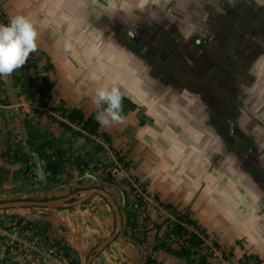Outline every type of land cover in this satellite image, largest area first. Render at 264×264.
<instances>
[{"label": "rangeland", "instance_id": "374dc122", "mask_svg": "<svg viewBox=\"0 0 264 264\" xmlns=\"http://www.w3.org/2000/svg\"><path fill=\"white\" fill-rule=\"evenodd\" d=\"M215 3L224 9L223 13L211 6ZM17 5L14 0H0V23L7 24L10 16L24 14ZM34 5L33 16L28 19L38 33L37 51L29 56L24 66L13 72L15 75L21 71L27 73L32 78L31 89L25 94H18V88L13 85V73L0 77L1 102L11 99L16 101L22 95L23 105L41 111L44 106L36 89L42 87L45 77L43 64L48 61L49 54L58 57L59 53H70L64 49L66 42H98V48L107 47L114 28L115 39L120 46L124 45L123 42L129 43L132 54L140 52L142 58L146 59L149 77L157 80L150 86L154 84V89L159 91L165 102H174L175 105L180 94L177 92L188 89L208 107L206 124L198 120L192 107L184 115L190 119L193 116V121L191 119L187 123L183 121V115L179 114L177 118L170 114L178 127L171 123L170 115L163 113L166 110L163 106L152 109L155 112L154 119H158L154 126L152 118L144 114L145 110H138L134 115L138 120L142 118L143 124L128 122V128L131 129L125 138L115 136L114 146L111 144L113 150L103 141L105 146L102 145V149L93 150L99 157L101 152H107L101 157V162L98 161L94 166L100 169L103 178L110 175L105 174V170L117 163L125 167L124 172L111 176L118 185L128 189V204L139 203L140 218L146 221L154 217L146 211L149 205L158 206L154 196L162 200L164 193L168 194L178 186H194L198 190L210 185L212 203L241 202L243 195L237 193L240 187L254 185L264 191V168L257 166V157L262 153L257 151L256 138L247 131L255 125L264 129V103L249 109L238 98V85L253 83L255 77L249 70L257 57L264 55V0H238L235 7L226 0H211L207 8L211 38L201 39L198 34H194L187 40L175 26L167 29L164 26H141L138 31L135 26L122 29L113 24L112 11L107 13L97 10L95 14L99 18L66 17L59 12H52L50 17H46L44 3L40 0L35 1ZM95 35L100 39L97 40ZM181 47L185 48L184 51ZM40 115L44 114H35L36 118L31 122L40 125ZM43 120H47V123L50 121ZM230 128L235 129L234 135L230 134ZM187 129H191L190 134L193 136L188 137ZM216 136L222 137L225 142L223 154H213V149L217 147ZM175 137H194L195 142L189 147L188 153L181 152L183 145L176 147L171 142ZM79 147L84 151L85 146ZM114 151L128 162L127 167L118 160ZM85 153L79 158L78 168L89 165ZM228 153L238 158L240 170L247 174L244 183L231 172ZM135 192L143 195L144 200L141 196V199L136 197ZM257 202L264 204V195ZM122 208H125V203H122ZM160 216L165 218L168 215L165 216L164 212L160 215L155 213L156 218ZM240 241L237 240L236 244Z\"/></svg>", "mask_w": 264, "mask_h": 264}, {"label": "crops", "instance_id": "0c3cea01", "mask_svg": "<svg viewBox=\"0 0 264 264\" xmlns=\"http://www.w3.org/2000/svg\"><path fill=\"white\" fill-rule=\"evenodd\" d=\"M14 1L16 5L18 4L16 7L24 11L23 16L29 18L34 13V2L40 0ZM41 1L44 3L43 11L46 17H50L52 12H59L66 17L99 18L98 14H95L97 10L111 12L104 5L105 0ZM123 43L121 47L131 54L127 57L119 55L118 51L110 50L106 46L98 48V42L84 43L82 41L70 43L72 45L70 53H59L58 57L55 54L53 56L49 54L48 61L43 64L45 77L42 88L46 94L50 95V102L43 109L49 110V106L62 103L66 107H79L86 115L92 114L96 118L97 111L93 104V90L96 85L90 79L92 74H96L104 78L102 82H109L113 77H118L122 94L139 107L121 113L123 116L121 123H114L106 128L100 124L101 130L109 134L112 146H114L115 136L119 135L123 138L127 136L131 129L128 128V122L139 123L138 117L134 114L141 109L145 110L144 114L152 118L153 126L158 119L157 117L154 119L155 112L152 109L158 106L166 109L164 114H173L177 118L180 114L183 115L184 120H182L186 123L191 119L193 121L192 115L191 119L185 118L184 115L189 113L192 107L189 100L194 94L184 89L177 92L180 94L175 105L174 102H165L159 91L154 89V84L150 86V83L155 80L147 73L146 59L142 58L140 52L132 54L129 43ZM94 48L95 52H93ZM181 48L184 51L185 48ZM185 91L189 94L188 96H185ZM23 104L22 95L16 101L12 99L6 102L0 101V202L18 199L46 200L64 197L80 189L102 187L118 203L122 212V227L118 235L91 260L90 264H139L146 255H151L158 264H196L195 261L192 263L189 261L193 258L197 259V256L183 259L156 247L157 238L162 235L165 226L163 225L156 234L154 224L164 223L166 217L156 218L155 213L160 215L164 212L165 216H171L159 205L157 207L149 205L146 211L154 217L146 221L138 217V227L132 231L127 229L128 233H125L122 203L126 200L128 202L130 194L125 187L107 182L100 169L94 167L107 153L101 152L99 157L93 152L95 143L105 146L100 138L91 136V140L88 141L82 136H75L64 131L52 121L47 123V120H43L47 119L45 115L38 116L41 129L51 130L66 147L72 146L67 149L72 159L78 158L77 162H79V158L88 151L89 153H85L84 157L89 161V165L81 169L75 163H71L67 166L65 176H58L57 182L51 183L47 182L44 175L42 158H39L35 152L29 151L31 165L24 177L22 173L26 169L25 163L13 162L10 157L18 144L22 145L24 151H28L25 146L27 135L23 119L25 116H30V120L33 121L36 118L35 114L39 115L40 111L27 108ZM169 118L171 123L176 124L171 115ZM176 127H178L177 124ZM190 132L191 129H187L188 137L193 136ZM188 137L186 139L175 137L171 142L176 147L183 145L181 152L188 153L189 147L195 142L194 137ZM79 146H85L84 151ZM4 152L8 153L3 155ZM186 175L190 176L189 173ZM251 188H253L251 185L240 187L237 193L243 195V200L235 201V203H212L210 185L198 190L194 186H178L170 193H164L161 201L170 202L178 210L189 211L197 223L204 228L207 234L205 242L209 245V250L204 249L199 254L206 257L205 264H239L238 259L243 254L250 253L258 255L261 258L260 264H264V204H258L252 192L249 191ZM0 216L5 223L14 217H25L30 220L36 229L48 234L62 247L68 259L67 264H85L94 246L108 236L114 227V212L98 194H93L83 202L72 206L57 208L24 206L0 209ZM131 235L139 240L132 238ZM237 240H241L240 243L236 244ZM212 241H216L220 248L213 246ZM211 248H216L219 252L215 254Z\"/></svg>", "mask_w": 264, "mask_h": 264}, {"label": "clouds", "instance_id": "9594fccd", "mask_svg": "<svg viewBox=\"0 0 264 264\" xmlns=\"http://www.w3.org/2000/svg\"><path fill=\"white\" fill-rule=\"evenodd\" d=\"M226 2L235 7L238 0H226ZM210 3L211 0H105V6L113 13L114 25H118L122 29L135 26L137 31L141 26H164L166 29L175 26L185 40L194 34H198L201 39L211 38L208 33L210 13L207 11ZM211 6L217 12H224L218 3L211 4ZM37 36L38 33L32 22L23 15H12L7 24L0 23V77L10 76L27 63L29 56L37 51ZM115 37L116 32L113 28L107 47L110 50L118 51L119 55L125 57L131 55L120 46ZM96 39L99 40L100 37H96ZM64 49L71 51L72 45L66 42ZM93 52H95V48ZM249 71L255 79L252 84L238 85V98L251 109L257 104L264 103V55L257 57ZM90 79L96 85L93 90V104L97 111L96 119L103 126L121 123L123 116L121 115L120 79L113 77L109 82H102L104 78L96 74H92ZM188 95L185 91V96ZM189 103L192 105L193 111L197 113L198 120L206 124L209 118L207 105L198 95H192ZM257 129H260L259 125H255L247 131L248 134L256 138L257 151L262 153L257 157V166L264 168V129H260V131ZM230 134H235L234 128H230ZM215 144L217 147L213 149V154H223L225 147L223 138L216 136ZM227 159L230 160L231 172L241 183H244L247 174L240 170L238 158L228 153ZM247 179L250 180V178ZM249 191L257 201L264 195V191L254 185Z\"/></svg>", "mask_w": 264, "mask_h": 264}, {"label": "trees", "instance_id": "16d2710c", "mask_svg": "<svg viewBox=\"0 0 264 264\" xmlns=\"http://www.w3.org/2000/svg\"><path fill=\"white\" fill-rule=\"evenodd\" d=\"M12 79L13 85L18 88V94H25L31 89L32 78H30V76L24 71H21L19 75L13 73ZM36 92L40 96L42 106L47 107L50 102V95L46 94L42 87L37 88ZM136 108H139L137 104L122 94L121 113L128 110H135ZM48 109L49 110L41 109L40 113L44 114L45 117L53 123L59 125L64 131L75 136H82L88 141L91 140V136L100 138L104 143H108V146L113 150L109 134L101 130L100 123L94 115H86L81 108L66 107L62 103L54 106L51 105ZM23 123L26 128L27 136L25 146L28 148V151H24L22 145L18 144V147L14 149L10 160L13 162L25 163L26 169L22 173L24 177L26 176L27 171H29L31 165L29 163V151L35 152L39 158H42L44 162L43 171L47 182L54 183L57 182L56 178L58 176H65L69 164L75 163L76 166L79 165L77 162L78 158L72 159L69 156L67 153V147L51 130L41 129L38 123L33 124L27 116L23 119ZM139 123L143 124L142 118H140ZM95 148L102 149L103 147L100 143H95L94 150ZM5 153L6 152H4L3 155H5ZM114 153L117 154V151H114ZM117 157L126 167L128 166V162H126L119 153L117 154ZM104 179L109 183L116 184V179L111 175H108ZM154 198L158 205L169 211L171 215L164 219V223L154 224L156 234L163 225L165 226L162 235L157 238L158 243L156 244V247L162 248L168 253L183 259L189 258L190 256H197V259L193 258L189 263L195 261L196 264H205L206 257L199 254L204 249H207V251L209 250V245L205 242L207 234L204 228L197 223V220L190 215L189 211L178 210L171 203H165L156 196H154ZM102 199L104 198L102 197ZM104 201L107 203L105 199ZM138 217V208L134 207L132 204H128L126 200L124 208V226L126 228V234L128 233L127 229L132 231L134 228L138 227ZM131 237L139 240L133 235H131ZM173 243L175 244L174 246L172 245ZM212 245L216 248H220V245L216 241H212ZM208 253H210V251ZM260 262L261 258L252 253L243 254L242 257L238 259L239 264H260ZM139 264L158 263L151 255H146L144 260Z\"/></svg>", "mask_w": 264, "mask_h": 264}, {"label": "built area", "instance_id": "2783aa9c", "mask_svg": "<svg viewBox=\"0 0 264 264\" xmlns=\"http://www.w3.org/2000/svg\"><path fill=\"white\" fill-rule=\"evenodd\" d=\"M125 167L116 164L105 170L112 176L124 172ZM136 197L144 196L138 192ZM140 197V198H141ZM138 208L139 203H131ZM211 250L216 254L218 249ZM62 247L48 234L36 229L25 217L10 218L7 223L0 216V264H67Z\"/></svg>", "mask_w": 264, "mask_h": 264}, {"label": "water", "instance_id": "95a60500", "mask_svg": "<svg viewBox=\"0 0 264 264\" xmlns=\"http://www.w3.org/2000/svg\"><path fill=\"white\" fill-rule=\"evenodd\" d=\"M93 194H98L103 197L107 203L110 205L114 212V227L111 233L99 241L86 259L85 264H90L91 260L106 247L121 230L122 227V212L118 203L114 200L111 194L102 187H89L85 189H80L74 193H70L64 197L51 198L46 200H9L0 202V209H5L9 207H24V206H40V207H64L72 206L83 202L85 199ZM73 199V200H71Z\"/></svg>", "mask_w": 264, "mask_h": 264}]
</instances>
